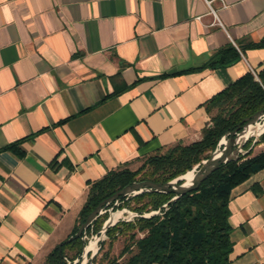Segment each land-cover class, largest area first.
Segmentation results:
<instances>
[{"label":"crops","instance_id":"obj_1","mask_svg":"<svg viewBox=\"0 0 264 264\" xmlns=\"http://www.w3.org/2000/svg\"><path fill=\"white\" fill-rule=\"evenodd\" d=\"M260 43L264 0H0V264H43L93 182L200 140ZM229 210L232 264H264V168Z\"/></svg>","mask_w":264,"mask_h":264},{"label":"trees","instance_id":"obj_2","mask_svg":"<svg viewBox=\"0 0 264 264\" xmlns=\"http://www.w3.org/2000/svg\"><path fill=\"white\" fill-rule=\"evenodd\" d=\"M256 46H264V43ZM240 57L237 48L229 45L197 69L226 66ZM258 77L252 72L245 74L207 103L211 123L203 129L201 140L189 144L177 143L163 152L149 156L137 171L117 169L93 182L71 235L78 231L79 226L102 201L127 185L146 180L170 182L208 159L227 133L242 125L246 118L264 110V70L258 73ZM215 108L217 112L213 114ZM262 143L264 134L258 144ZM251 144L252 141L246 149ZM17 148V144L7 147L19 152ZM263 168L264 149L255 154L252 150L238 160L221 165L199 189L175 201L174 193L156 191L123 198L121 201L140 216L133 221H120L108 229L109 248L123 236L129 241L120 255L129 254L127 261L113 258L109 259V264H232V227L229 222L231 193L235 187ZM183 182L180 181V184ZM107 218V215L100 216L89 233H98ZM84 245L82 238L65 244L62 252L58 245L43 264H67L68 258L76 260L81 257ZM69 250L74 252L72 256H69ZM107 257L108 253L105 254Z\"/></svg>","mask_w":264,"mask_h":264},{"label":"water","instance_id":"obj_3","mask_svg":"<svg viewBox=\"0 0 264 264\" xmlns=\"http://www.w3.org/2000/svg\"><path fill=\"white\" fill-rule=\"evenodd\" d=\"M260 123L262 126L255 134H248V130L251 126ZM264 134V110L258 111L251 117L246 118L242 125H239L235 130L227 133L219 143L218 148L211 154V156L199 166V169L194 168L191 171H195V177L190 184H186L184 181V175L174 179L170 182L161 183L151 180L135 181L123 189L119 190L114 195L110 196L106 200L102 201L86 218V220L79 226L78 231L68 237L66 240L59 244L60 252H62L63 246L69 244L78 238H82L85 245L81 257L75 260L74 264H86L90 257L91 263H93L97 256L99 249L98 244L104 242L107 237V231L109 228L115 226L119 220L116 215L121 214L120 210L114 211L116 206H120V202L123 198H129L136 196L143 192H161V193H174L175 197L173 201L179 197L193 192L200 188L201 184L221 165L226 164L233 160H238L242 155H246L251 152L256 145H258L261 136ZM244 138V139H243ZM252 141V145L249 149H246L247 144ZM188 173V172H187ZM186 173V174H187ZM180 181H184L180 184ZM114 203V204H113ZM113 204V205H112ZM109 212V216L105 221L103 227L98 233H95V237L87 242L89 229L93 226V223L104 213ZM152 212L151 214H154ZM129 219L133 217H139L137 212H131ZM150 215V214H147ZM146 215V216H147ZM125 220V219H124ZM128 220V219H127ZM94 242L96 251L89 249V245Z\"/></svg>","mask_w":264,"mask_h":264},{"label":"rangeland","instance_id":"obj_4","mask_svg":"<svg viewBox=\"0 0 264 264\" xmlns=\"http://www.w3.org/2000/svg\"><path fill=\"white\" fill-rule=\"evenodd\" d=\"M216 112H217V109L215 108L214 111H213V114H216ZM202 137H203V133H202ZM202 137H201V139H202ZM251 141H253V139ZM262 149H264V143H262L260 145L259 144L256 145L254 147V149H253L254 154L260 152ZM147 159L148 158L142 159L140 162H138V163H136L134 165H131V166L128 165L127 167H124V168H121V169H129V170H132V171H137L146 163ZM204 161L205 160H203L200 164L196 165L194 168L199 169V166H201L204 163ZM139 178H141V174L139 175ZM119 205L120 206H116L114 211L120 210L121 214H119L118 220H119V222L120 221H125V220H127L130 217V215H131L130 213L134 212V211L130 207L126 206L125 203L122 202V201L120 202ZM133 206H134V202L131 203V207H133ZM104 215L109 216V212L104 213L103 217H104ZM94 234L95 233H93V234L89 233L88 234L87 242L94 238L93 237ZM128 242H129L128 238L123 236L118 241H116L114 243V246L112 248H109V240L106 237L104 242H100L98 244V247H101V248L99 249V252H98L97 256L95 257L93 263H91V259L89 257L87 262H86V264H109V259H113V258H118L119 261H121V262L127 261L128 257H129V254H126L124 256H120V255H121V252L124 249L125 245L128 244ZM73 253L74 252H72L70 250L68 251L69 256H72ZM106 253H108V257L107 258H105V254ZM68 261H70V263L67 262V264H74L75 263V260H71L70 258H68Z\"/></svg>","mask_w":264,"mask_h":264},{"label":"bare ground","instance_id":"obj_5","mask_svg":"<svg viewBox=\"0 0 264 264\" xmlns=\"http://www.w3.org/2000/svg\"><path fill=\"white\" fill-rule=\"evenodd\" d=\"M261 124L260 123H257L253 126H251L248 130V134H255L260 128H261ZM244 139V138H243ZM184 181L186 182V184H190L191 181L194 179L195 177V171H190L188 172L187 174H185L184 176ZM119 215H116V217H118ZM89 249L93 250V251H96V246H95V243L92 242L90 245H89Z\"/></svg>","mask_w":264,"mask_h":264},{"label":"built area","instance_id":"obj_6","mask_svg":"<svg viewBox=\"0 0 264 264\" xmlns=\"http://www.w3.org/2000/svg\"><path fill=\"white\" fill-rule=\"evenodd\" d=\"M209 3V6H210V8H211V11L216 15V11L212 8V5H211V2H208ZM201 17H199V19H200ZM249 67H250V69H251V72L255 75V77L257 78V79H259V77H258V73L249 65ZM136 217H133L132 219H129L128 218V220L127 221H133L134 219H135ZM92 234H93V232H92ZM93 237H95V234L93 235ZM67 260V262L68 263H70V261H68V259H66Z\"/></svg>","mask_w":264,"mask_h":264}]
</instances>
